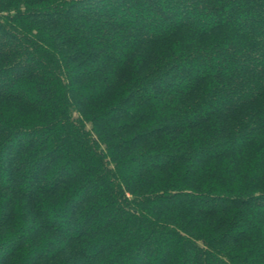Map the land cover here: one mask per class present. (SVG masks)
<instances>
[{
  "label": "trees",
  "instance_id": "obj_1",
  "mask_svg": "<svg viewBox=\"0 0 264 264\" xmlns=\"http://www.w3.org/2000/svg\"><path fill=\"white\" fill-rule=\"evenodd\" d=\"M0 264H264V0H0Z\"/></svg>",
  "mask_w": 264,
  "mask_h": 264
}]
</instances>
